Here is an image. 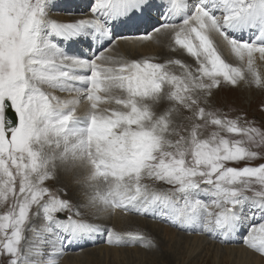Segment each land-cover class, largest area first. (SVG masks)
Instances as JSON below:
<instances>
[{"label":"snow or ice","instance_id":"6c2138e0","mask_svg":"<svg viewBox=\"0 0 264 264\" xmlns=\"http://www.w3.org/2000/svg\"><path fill=\"white\" fill-rule=\"evenodd\" d=\"M61 7L0 0V264H60L99 237L158 247L118 214L264 258V124L212 103L264 91V0Z\"/></svg>","mask_w":264,"mask_h":264},{"label":"bare ground","instance_id":"6f19581e","mask_svg":"<svg viewBox=\"0 0 264 264\" xmlns=\"http://www.w3.org/2000/svg\"><path fill=\"white\" fill-rule=\"evenodd\" d=\"M68 1L69 2H66V0H57L62 6L59 10H66L67 6L79 3L81 0ZM54 18L67 21L77 17L61 14ZM136 24L137 23H133L132 25L135 26ZM123 47L126 46L122 45V49ZM156 49H158L156 46L149 45L147 48L142 49V51L147 54ZM166 51L165 49L164 52ZM124 223L129 225H125ZM110 226L115 227L118 231H141L143 227L142 231H144L145 236H150L148 239L158 245V253L153 257L151 252L146 250L148 248L140 246L139 244L125 247H110L104 244L103 237V243L101 244H104L103 247L107 248L101 249L98 247L85 254L76 256H71L72 254L65 255L61 258L60 262L62 264H176L177 261H181L183 264L185 262L183 259H190L191 257L197 259V256H199L200 260H197L201 261L202 264H264V258L245 248L238 242L230 244H220L216 241L212 242L211 239H207L204 236L178 232L176 229L166 224L157 223L150 218H141L138 216L126 217L123 214H118L113 218ZM99 240L100 237L97 238L95 243H88L86 245H95ZM129 247L132 248L128 249ZM68 253L69 252L66 254ZM156 260H158V262H156ZM191 261H193V259L189 262Z\"/></svg>","mask_w":264,"mask_h":264},{"label":"rangeland","instance_id":"374dc122","mask_svg":"<svg viewBox=\"0 0 264 264\" xmlns=\"http://www.w3.org/2000/svg\"><path fill=\"white\" fill-rule=\"evenodd\" d=\"M67 2H69V1L67 0ZM90 2H91V0H84V2H81V4L70 5V6H67L66 10H60V11H82V10H85L84 6L90 4ZM156 23L157 22L149 23V30ZM159 51L161 52V49L158 50V51H155L154 53L159 52ZM149 54H152V53H149ZM226 88H228V87H226ZM225 99L237 100V102L239 103L234 108H230L229 109V111L232 110V109L235 110V111L231 112V115L235 116L239 112H244V113L247 114L249 119H251L252 117H255L258 121H261V123L264 124V117H262V114L258 110L260 104L262 102H264V93H260L259 91H256V90H253V91L250 90L249 91V89H247V90L243 89L242 90L241 88H235V89L231 88L227 92L225 90V87H224L220 91L214 93V95L212 97V103H213V105L215 107L222 109L223 108V103H225ZM224 111H227V110H224ZM49 183H52V182H49ZM124 224L125 225H129V224H126V223H124ZM132 224H134V223H132ZM142 230H143V227H142L141 231ZM142 232L145 235L144 231H142ZM146 237H150V236L146 235ZM102 241H103V237H100V240L95 245L86 246V247H84L82 249H79V250L75 251L74 253H73V251H71V252H69L66 255H71L72 254L71 256H74V255L76 256V255H79V254H85L88 251H91L92 249H95V248H98V247L101 248V249L102 248H107V247H103L104 244H106V243L101 244V243H103ZM212 242H214V240ZM129 246H132V245H129ZM136 247H138V246H136ZM131 248L132 247H129L128 249H131ZM123 249H127V248H123ZM146 250L150 251L153 257L155 256L156 253H158V248L146 249ZM191 259H193V261L189 262ZM197 259H199V256H197ZM197 259H195L193 257H191L190 259H186L185 258V259H183L185 261L183 264H202L201 261H199L200 259L199 260H197ZM156 262H158V260H156ZM60 264H62V263L60 262ZM140 264H146V263H140ZM176 264H182V262L181 261H177Z\"/></svg>","mask_w":264,"mask_h":264}]
</instances>
